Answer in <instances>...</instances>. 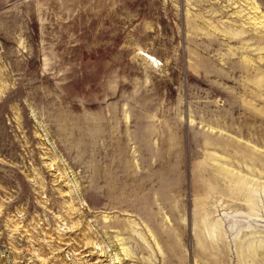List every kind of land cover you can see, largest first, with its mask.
<instances>
[{
  "label": "rangeland",
  "instance_id": "1",
  "mask_svg": "<svg viewBox=\"0 0 264 264\" xmlns=\"http://www.w3.org/2000/svg\"><path fill=\"white\" fill-rule=\"evenodd\" d=\"M0 264H264V0H0Z\"/></svg>",
  "mask_w": 264,
  "mask_h": 264
}]
</instances>
